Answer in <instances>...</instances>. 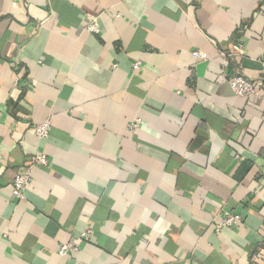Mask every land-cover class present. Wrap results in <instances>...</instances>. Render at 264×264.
I'll return each instance as SVG.
<instances>
[{
    "label": "crops",
    "instance_id": "obj_1",
    "mask_svg": "<svg viewBox=\"0 0 264 264\" xmlns=\"http://www.w3.org/2000/svg\"><path fill=\"white\" fill-rule=\"evenodd\" d=\"M263 58L264 0H0V264H264Z\"/></svg>",
    "mask_w": 264,
    "mask_h": 264
},
{
    "label": "built area",
    "instance_id": "obj_2",
    "mask_svg": "<svg viewBox=\"0 0 264 264\" xmlns=\"http://www.w3.org/2000/svg\"><path fill=\"white\" fill-rule=\"evenodd\" d=\"M24 4H28L30 0H21ZM86 26L85 29L88 33L98 34L99 33V25L97 21V17L87 16L86 17ZM236 51H230L229 53H221L222 56L232 57ZM198 54L199 58L204 59L205 55L202 53ZM133 69L139 70L140 64L134 63ZM226 83L228 87L231 89L233 94L236 97L242 99H254L259 97V89L264 85V58L260 62V79L256 81H252L249 78L243 77L238 74H233L226 78ZM139 120H134L129 126L130 131H134L138 128ZM33 133L35 137L39 140L45 139L49 133V126L47 124L35 125L33 128ZM33 164L41 167H45L48 165V159L43 154H38L33 159ZM31 184V168L30 167H22L20 168L14 176L12 182V195L13 197L21 201L23 200L27 189ZM241 217L238 214H234L232 212L223 210L222 218L216 222L217 229L223 228H234L241 223ZM91 236V231H85L81 234V240H87ZM78 251L77 245L73 243L63 244L59 247L57 254L60 257L69 256Z\"/></svg>",
    "mask_w": 264,
    "mask_h": 264
}]
</instances>
